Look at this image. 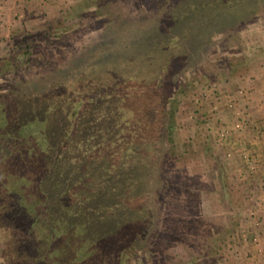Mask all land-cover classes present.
<instances>
[{
  "label": "rangeland",
  "instance_id": "374dc122",
  "mask_svg": "<svg viewBox=\"0 0 264 264\" xmlns=\"http://www.w3.org/2000/svg\"><path fill=\"white\" fill-rule=\"evenodd\" d=\"M182 1L0 0V92L17 87L5 111L91 76L97 62L141 37L156 46L143 53L148 63L185 48L164 81L168 113L159 109L148 132V176L142 171L121 206L120 219L135 210L145 222L130 229L129 264H264V11L197 38V50L185 47L191 35L157 28L196 2ZM8 247L0 229V264H10Z\"/></svg>",
  "mask_w": 264,
  "mask_h": 264
},
{
  "label": "trees",
  "instance_id": "16d2710c",
  "mask_svg": "<svg viewBox=\"0 0 264 264\" xmlns=\"http://www.w3.org/2000/svg\"><path fill=\"white\" fill-rule=\"evenodd\" d=\"M195 1L156 26L186 41L191 35L185 47L197 50L196 41L212 30L257 20L264 11V0ZM62 23H49L47 30L55 33ZM154 47L141 37L121 48L117 58L97 62L89 77L53 94L33 88L39 93L28 107L5 111L17 103L10 96L17 87L6 85L0 92V229L7 236L8 263H130L137 239L129 238L130 229L145 222L135 210L120 219L121 206L131 203L142 171L148 176V132L161 121L159 109L163 118L168 113L162 94L166 74L186 54L179 48L177 58L144 61L143 53ZM95 205L106 206L105 214Z\"/></svg>",
  "mask_w": 264,
  "mask_h": 264
}]
</instances>
